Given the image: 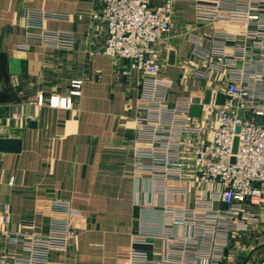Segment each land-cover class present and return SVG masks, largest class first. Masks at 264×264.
I'll return each instance as SVG.
<instances>
[{"label": "crops", "instance_id": "obj_1", "mask_svg": "<svg viewBox=\"0 0 264 264\" xmlns=\"http://www.w3.org/2000/svg\"><path fill=\"white\" fill-rule=\"evenodd\" d=\"M214 1H155L174 10L159 46V80L168 87L170 106L190 95L198 105L200 93L206 102L213 92L224 99L226 73L208 70L220 63L207 55L211 35L240 33L245 17L220 13L213 25L197 20L194 7ZM98 7L99 0H0V139L22 144L18 154L0 152V250L6 232L45 231L44 208L59 197L81 217L72 221L67 254L54 255L57 264H128L130 237L157 233L161 209L172 206L148 177L133 176L139 78L125 76V61L101 53L106 31L92 20ZM29 11L64 15L45 28L72 32L73 50L28 38ZM202 70L208 79H194ZM72 80L83 82L80 97L69 96ZM183 159L190 163L189 156ZM197 197L192 193L191 201ZM258 211V227L232 238L224 264H264V204Z\"/></svg>", "mask_w": 264, "mask_h": 264}, {"label": "built area", "instance_id": "obj_2", "mask_svg": "<svg viewBox=\"0 0 264 264\" xmlns=\"http://www.w3.org/2000/svg\"><path fill=\"white\" fill-rule=\"evenodd\" d=\"M155 1L99 0L92 15L106 31L101 53L125 61V76L139 78L133 176L148 177L172 203L161 209L157 233L130 237L127 263L224 264L230 241L258 227L264 204V0H215L194 7L196 19L212 25L220 13L245 17L240 33L214 30L211 35L207 55L220 63H210L208 70L225 72L226 84L223 101L216 92L207 102L202 93L195 97L200 118L189 116L195 105L191 95L170 106L168 87L159 80V46L174 10ZM65 20L61 14L29 11L27 37L50 49L73 50L72 32L45 28L47 21ZM193 77L203 81L208 72L195 71ZM82 84L72 80L69 96L80 97ZM192 193L198 194L193 202ZM44 209L45 231L37 226L31 233L3 234L0 264H57L54 255L67 254L75 237L72 221L81 212L59 197Z\"/></svg>", "mask_w": 264, "mask_h": 264}, {"label": "water", "instance_id": "obj_3", "mask_svg": "<svg viewBox=\"0 0 264 264\" xmlns=\"http://www.w3.org/2000/svg\"><path fill=\"white\" fill-rule=\"evenodd\" d=\"M173 60V54H169V62L171 63ZM202 113V108L199 105H192L189 109V116L192 118H200ZM31 126H34L33 124ZM238 132V129H237ZM21 141L19 140H1L0 139V152L1 153H12V154H18L21 151ZM237 148V139L234 140L233 145V153L236 152ZM232 163L234 160L232 159Z\"/></svg>", "mask_w": 264, "mask_h": 264}]
</instances>
